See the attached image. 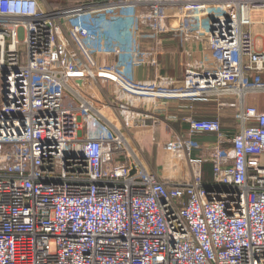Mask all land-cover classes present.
I'll list each match as a JSON object with an SVG mask.
<instances>
[{
  "label": "built area",
  "instance_id": "obj_1",
  "mask_svg": "<svg viewBox=\"0 0 264 264\" xmlns=\"http://www.w3.org/2000/svg\"><path fill=\"white\" fill-rule=\"evenodd\" d=\"M117 21L125 51L99 29ZM169 37L181 76L138 80ZM249 97L264 102V0H0V264H264V110ZM195 103L216 116L167 114ZM161 119L187 125L163 147L190 168L174 187L124 135Z\"/></svg>",
  "mask_w": 264,
  "mask_h": 264
},
{
  "label": "crops",
  "instance_id": "obj_2",
  "mask_svg": "<svg viewBox=\"0 0 264 264\" xmlns=\"http://www.w3.org/2000/svg\"><path fill=\"white\" fill-rule=\"evenodd\" d=\"M45 1V0H44ZM97 2L99 0H75L72 2H65V5H77L82 2ZM46 2V1H45ZM47 3V2H46ZM71 3V4H70ZM49 4V3H47ZM50 6L52 4H49ZM59 6L60 8L65 7ZM53 7V6H52ZM150 45L146 44L144 48ZM196 45L191 44L190 47L194 50ZM164 52L159 58L160 68L157 69H138L136 71V78L138 80H152L156 74L179 78L182 74V50L179 47L178 40L174 38H167L164 42ZM107 88V87H106ZM97 98L102 100L99 94ZM250 105H256L259 109L264 110V102L261 97H250L248 99ZM174 104L168 105L167 114L176 113L181 119L184 117L193 116L197 118H206L216 116L215 107L211 103H195L191 110L183 111L178 114ZM164 118V115L160 116ZM221 126L223 131L232 135L236 131V121L234 109H224L219 113ZM187 125L179 122L167 123L157 120L155 124L148 126L129 129L124 132L126 141L133 152L137 154L142 164L153 173L157 174L165 183L170 186L179 185L189 179L190 168L185 161L184 155L179 148H176L175 153L171 154L164 150V145L172 140L179 138H186ZM197 140L203 144L215 141L213 135L199 137ZM205 151L202 152L204 154ZM203 180L207 182L211 177L210 167L203 166Z\"/></svg>",
  "mask_w": 264,
  "mask_h": 264
},
{
  "label": "water",
  "instance_id": "obj_3",
  "mask_svg": "<svg viewBox=\"0 0 264 264\" xmlns=\"http://www.w3.org/2000/svg\"><path fill=\"white\" fill-rule=\"evenodd\" d=\"M124 27V23L121 21H117V23H107L103 22L99 29L106 36V39L112 43H116L119 46V49L125 51L124 49V41L122 37L119 35V30ZM90 33H96L94 29H88Z\"/></svg>",
  "mask_w": 264,
  "mask_h": 264
},
{
  "label": "rangeland",
  "instance_id": "obj_4",
  "mask_svg": "<svg viewBox=\"0 0 264 264\" xmlns=\"http://www.w3.org/2000/svg\"><path fill=\"white\" fill-rule=\"evenodd\" d=\"M75 0H60L58 2H53L54 5H58V6H64L65 2H72ZM71 4V3H70ZM262 28H260L258 25H255L254 27H252V36L256 41V45H258V48H260V35H262ZM21 52V56L23 58H26V52H24L23 50L20 51ZM105 87H107V85H104ZM250 98V97H249Z\"/></svg>",
  "mask_w": 264,
  "mask_h": 264
},
{
  "label": "trees",
  "instance_id": "obj_5",
  "mask_svg": "<svg viewBox=\"0 0 264 264\" xmlns=\"http://www.w3.org/2000/svg\"><path fill=\"white\" fill-rule=\"evenodd\" d=\"M45 1L49 4H52L51 6H53V7H59L58 5H54L53 2H58L60 0H45ZM70 6H72V5H70ZM65 7H68V5H65ZM65 7H63V8H65ZM205 165H207V164H205ZM209 167H210V165H209ZM210 172H211V167H210Z\"/></svg>",
  "mask_w": 264,
  "mask_h": 264
}]
</instances>
